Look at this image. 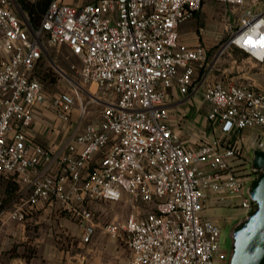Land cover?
<instances>
[{
  "label": "built area",
  "instance_id": "built-area-1",
  "mask_svg": "<svg viewBox=\"0 0 264 264\" xmlns=\"http://www.w3.org/2000/svg\"><path fill=\"white\" fill-rule=\"evenodd\" d=\"M205 1L51 0L31 31L17 0H0V222L24 221L41 202L58 205L80 222L89 243L96 231L89 204L125 201L134 210L105 226L130 249L117 264L227 261L221 228L203 211L208 201L236 197L246 215L256 207L247 189L256 178L252 151L264 152V82L209 79L206 45H190L179 34ZM214 1L238 13L236 25L225 23L228 45L264 62V15L254 10L264 0ZM46 44L66 45L80 59L77 80L53 63L76 84L55 97L57 116L67 121L81 93L101 107L57 153L29 136L34 109L47 98L35 75ZM193 86L219 132L202 134L195 148L176 131L169 100V89L186 94ZM9 181L19 187L4 203ZM138 203L150 209L136 211Z\"/></svg>",
  "mask_w": 264,
  "mask_h": 264
},
{
  "label": "rangeland",
  "instance_id": "rangeland-1",
  "mask_svg": "<svg viewBox=\"0 0 264 264\" xmlns=\"http://www.w3.org/2000/svg\"><path fill=\"white\" fill-rule=\"evenodd\" d=\"M64 1L71 4H84L97 0ZM227 19H229L233 25H236L238 13L233 7L223 2L207 0L202 8L195 13L193 18L180 26V38L190 45H206L208 49V63L211 64L210 78L241 82H264V62H258L257 59L249 56L236 45H228L230 31L225 29ZM1 48L2 32L0 31V56L2 55ZM46 50L48 53H45V56L37 64L35 75L43 83L47 95L44 105L47 108V114L49 116H44V119L50 122L53 127H59L60 125L56 124V120L60 118L57 116L54 108V99L63 91L75 90L76 84H74V80H77L80 59L72 55L66 45L46 44ZM54 62L64 69L69 77L74 80H71L68 76L62 75L60 70L53 64ZM96 89L97 85L93 84L91 90L94 91ZM198 97L202 98L201 94H198ZM81 98L82 103L80 100L77 101L76 107L66 121L67 124L62 125L64 126L62 128L67 132L72 131L78 125L84 126L86 123L93 121L101 109L100 105L89 102L88 94L81 93ZM182 113L183 111H172V119L178 123L181 122L184 117ZM103 208H105L104 215H106L108 220L114 219L115 216H118L120 219L126 218L134 210L133 207L125 201H120L115 204L109 203L104 205ZM137 208L136 211L141 213H145L150 209L149 206L143 203H138ZM96 209L99 210H96L97 212L102 213V210L97 206ZM59 212L61 215L65 213L60 209ZM203 214L214 219L221 227V248L227 253L229 258L232 249L230 230L234 226L236 219L246 215V211L240 206V198L227 199L219 203L208 201ZM36 215L37 217L26 218L24 221L9 218H5L1 221L0 247L3 244L8 245V243L17 241L18 225L22 228L23 226L21 224L25 225L31 223L44 227L45 224H50L54 221L55 214L41 212ZM70 216L73 220L78 222L76 218L74 219L72 215ZM6 242L7 244H5ZM228 258L225 263L218 264H228Z\"/></svg>",
  "mask_w": 264,
  "mask_h": 264
},
{
  "label": "crops",
  "instance_id": "crops-1",
  "mask_svg": "<svg viewBox=\"0 0 264 264\" xmlns=\"http://www.w3.org/2000/svg\"><path fill=\"white\" fill-rule=\"evenodd\" d=\"M254 10L264 15V1L255 6ZM208 73L209 79L216 80L210 78V69ZM199 74L197 68L195 79ZM195 88L193 86L186 94L181 93L176 87L169 89L171 111H183L184 116L180 125H177L175 129L180 134L182 142L191 148L198 146L202 134L207 132L219 134L216 126H212L207 119L209 106L201 97H198L201 93ZM47 115V108L44 104L34 109L35 121L29 130V136L34 142L50 147L57 153L61 150L63 140L70 131L67 132L62 128L64 127L62 125L67 123L61 119L56 120V124L61 127H53L44 119ZM8 183L15 184L9 181L2 186L1 195L4 203H10L18 191V189L9 191L13 185H8ZM109 203L117 202L100 200L89 204L88 207L94 212L96 231L92 240L85 243L82 240L83 228L79 221L73 220L68 213L61 215L58 205L41 202L29 210L26 218L37 217L36 214L43 212L55 214L54 221L45 224L44 227L31 223L21 224L22 228L18 225L17 241L8 243V245L3 244L0 247V264H117L125 260L130 251L126 240L113 237L105 229L107 223L125 218L120 219L115 216L114 219L108 220L104 215L103 206ZM96 206L102 210V213L96 211L98 210Z\"/></svg>",
  "mask_w": 264,
  "mask_h": 264
},
{
  "label": "water",
  "instance_id": "water-1",
  "mask_svg": "<svg viewBox=\"0 0 264 264\" xmlns=\"http://www.w3.org/2000/svg\"><path fill=\"white\" fill-rule=\"evenodd\" d=\"M23 19L33 31L26 13L18 5ZM45 52H47L46 47ZM251 167L257 173L247 189L248 195L256 203V207L240 218L230 230L232 249L228 264H264V152L252 151Z\"/></svg>",
  "mask_w": 264,
  "mask_h": 264
},
{
  "label": "trees",
  "instance_id": "trees-1",
  "mask_svg": "<svg viewBox=\"0 0 264 264\" xmlns=\"http://www.w3.org/2000/svg\"><path fill=\"white\" fill-rule=\"evenodd\" d=\"M51 0H37V1H32V0H17L19 6L22 8V10L27 14L30 23L34 26L37 27L42 19V15L45 12V10L48 7V4ZM8 185H13L8 183ZM19 185L15 183L11 190H17ZM13 191V192H14ZM14 196V195H13Z\"/></svg>",
  "mask_w": 264,
  "mask_h": 264
},
{
  "label": "flooded vegetation",
  "instance_id": "flooded-vegetation-1",
  "mask_svg": "<svg viewBox=\"0 0 264 264\" xmlns=\"http://www.w3.org/2000/svg\"><path fill=\"white\" fill-rule=\"evenodd\" d=\"M254 174L257 175L256 172H254ZM239 219H240V218H238V219L235 220L234 225H236V224L238 223ZM220 228H221V227H220Z\"/></svg>",
  "mask_w": 264,
  "mask_h": 264
}]
</instances>
